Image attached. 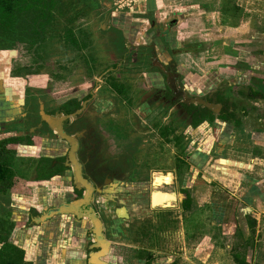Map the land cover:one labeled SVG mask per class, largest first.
<instances>
[{"label": "crops", "instance_id": "1", "mask_svg": "<svg viewBox=\"0 0 264 264\" xmlns=\"http://www.w3.org/2000/svg\"><path fill=\"white\" fill-rule=\"evenodd\" d=\"M103 6L101 29L107 28L108 40L115 37L121 50L146 55L141 80L152 87L166 81L174 100L188 104L186 96L188 105L207 107L216 118L183 127L186 145L180 138L173 144L184 156L176 167L186 169L171 171L174 184L178 193L189 194L191 206L150 211L140 199L112 193L127 189L134 195L139 184L149 192L151 173L149 180L94 188L80 171L88 189L76 179L75 159L73 172L61 179L60 168L46 161L55 155L42 139L45 132L31 129L16 141L29 128L28 106L8 75L0 80V153L13 150L8 165L14 177L27 176L33 185L4 203L15 225L11 239L23 249L25 264H264V0H110ZM217 90L235 105L237 124L234 118L217 119L223 104L207 101ZM47 117L42 116L56 130ZM72 185L85 190L83 198L71 196ZM88 190L91 199L81 201ZM12 198L24 199V205H14ZM74 201L80 217L56 213ZM91 209L99 229L87 216ZM156 216H169L176 229L165 225L137 234L144 222H158ZM241 251L247 252L243 258Z\"/></svg>", "mask_w": 264, "mask_h": 264}, {"label": "rangeland", "instance_id": "2", "mask_svg": "<svg viewBox=\"0 0 264 264\" xmlns=\"http://www.w3.org/2000/svg\"><path fill=\"white\" fill-rule=\"evenodd\" d=\"M104 8L102 4H99L98 8L93 10H74L71 7L72 10L68 14L72 17V23L68 25L64 23L61 27H57L56 25L49 26L43 41L30 45L28 41L14 40L12 43L13 47L9 48H4L0 45V80L10 75L7 82L11 83V81H13L17 86H15L16 89L19 90L21 94L30 96V106L32 105L31 107L32 109L34 108V111L39 107V103L48 105L50 102H56L62 95L69 93L70 88L80 84L84 79H89L91 75H93L94 78L103 75L104 80L116 79L119 82L125 81L127 83L129 80H140L139 75L141 72L138 70L145 69L146 66L144 64H148V59L145 60L144 58L146 63L141 62L142 66L139 67V60H141L140 57L138 58L139 52H135L137 56L131 58L133 50L132 52L128 51V53L127 50H121L119 45L116 46L115 42L118 43V41L115 37L108 40V36L110 35L107 28L101 29V26H105L106 20V10H104ZM125 25L127 28L130 27L129 22L125 23ZM66 29L72 30V38L74 39L68 36L69 33H66ZM127 30L130 32L129 29ZM113 36L114 35H112V37ZM260 58L264 59V56H260ZM261 62H264V60H261ZM115 65L118 67H116V72L106 71V73L103 74L105 69ZM151 90L149 92H151ZM140 92L142 91H139V94ZM152 93H154V91ZM234 93L236 94V92ZM148 95H150V93ZM52 106L53 104L50 103V108H53ZM46 107L48 108V106ZM158 110H160V112L156 118L148 119L149 127L139 126L135 122L130 127L134 130L132 135H125L124 139L120 137L121 143L120 141L119 143L116 142L121 153H124V151L127 150L126 148H129L128 146L132 141L135 140L139 143L138 149H135L134 163L133 167H131L133 170L131 173L133 181H137L135 179L140 178L149 180L150 173L152 178L153 173L157 172L165 174L175 170V172L182 174L186 170L184 167L180 169L176 167L179 165V156L182 158H184V156L182 152L179 153L178 150L173 149L174 140L172 139L173 137L180 138L181 146H185L187 143L183 135V127L186 128V123H183L185 112L181 105L173 108H168L164 105L162 109L158 108ZM129 111H125L122 116L127 117L128 114H130ZM122 116L116 118L119 125H123ZM125 121L127 122V120ZM142 121L144 125L146 120L142 118ZM161 121L162 126H164L162 127V134L159 128L157 129L156 126H154L161 123ZM126 131H128V129L123 132ZM173 132L177 133L173 135ZM161 135L163 140L160 138ZM126 143L128 145H126ZM108 150L109 148L106 150L107 153H105V155L103 154L105 158L110 157L111 160L121 156L118 155L119 150L115 151L116 154L113 155V157L109 156ZM113 152L114 151H112V153ZM13 154V150H4L1 154L0 161L4 160L11 164V157ZM39 176L44 177L42 170L39 172ZM25 177L19 178V175H17L14 177V183L4 184V188L2 187L3 185H0L1 220L11 219L8 213L9 211H7L6 208L7 204L4 203L9 201V196L11 194H20L21 192L19 190L25 186L28 187V184L33 185L32 182H29V178ZM134 192L137 193L138 190H134ZM1 195L6 197L1 199ZM137 196H139V193ZM12 199L14 205H24L22 204L24 199ZM156 219H159V221L149 220L148 223L144 222V225H139L136 228L137 234L140 232L141 235L144 236L146 232V235H148V232L152 229L162 231L165 225L167 229L171 230L177 227L173 226L174 222L171 221L169 216L166 220L158 216L155 217V220ZM2 229L3 228H1L0 234L4 235L5 229ZM13 231H15V225ZM13 231L10 237L11 241H13L11 239L12 234L15 233ZM242 252L243 251L240 252V255H242L241 257L243 258L247 255V252ZM40 256L41 255L38 254L39 258Z\"/></svg>", "mask_w": 264, "mask_h": 264}, {"label": "flooded vegetation", "instance_id": "3", "mask_svg": "<svg viewBox=\"0 0 264 264\" xmlns=\"http://www.w3.org/2000/svg\"><path fill=\"white\" fill-rule=\"evenodd\" d=\"M135 52H139L138 58H141V60H139V67H141V62H143L144 58L146 60L147 57L143 54V52ZM135 56H137V54L132 52L131 58H134ZM116 67L117 65L105 69L103 74L106 73V71L116 72ZM143 70L144 68L138 70L141 72L139 75L140 77L144 73ZM92 77L93 75L89 76V79H84L80 84L70 88V92L68 91L69 93L62 95L56 102H50L53 104V108H50V103H48V105L39 103L40 108L38 107L37 110L34 111V108L32 109L31 107L32 105L30 106V96L26 95L28 115L25 120L29 122V128H26L25 134L19 136L16 141L18 142L24 136L28 137L31 129L35 134L45 132V136H42V139L46 140L45 142L47 145L52 146L53 153L55 155L52 160H46L50 162L49 166H52L53 168L55 167L56 170L60 168L59 175L63 180L67 177L68 173H72V160L69 158V152L72 144L66 139L60 138L57 131L53 128V125H50L47 121L43 120L42 116L44 114L45 116L52 118V121L56 126L59 125L62 133L74 140L77 147L75 151V159L81 165L83 178H86L88 181L92 179L93 182L91 183L94 188L98 187L97 184L101 187L109 185L110 183H113V185L117 184L118 186L121 184L127 185L123 183L124 181L126 183L132 181L131 173L133 170L131 167H133L134 152L135 149H138L139 143L135 140L132 141L128 146L129 148H126L127 150L124 151V153L120 152L117 143H119V141L121 143V139H124L125 135H132L134 130L130 127L133 123L136 122L139 126L149 127L148 119H154L159 115L160 110H158V108L162 109L164 105L168 108H173L177 106L179 107V105L183 104L174 100L170 89L166 86V81L161 82L162 86L155 85L152 87L148 85L147 81L145 82V80L143 81L141 79H136L134 81L129 80L127 83L125 81L119 82L116 79L104 80L103 75H99L98 78ZM150 90L151 92H149ZM139 91H142L143 93L140 92L139 94ZM153 91L154 93H152ZM149 93L150 95H148ZM40 104L43 105V109H41L42 105ZM211 104H216V102ZM184 105L190 106L192 104ZM46 106H48V108ZM125 111L130 112L127 117L122 116ZM120 116L123 117V125H119L116 121V118ZM142 118L146 120L144 125ZM183 119V123H186L185 127L191 126L189 125V121H187L186 117H183ZM125 120H127V122ZM154 126H156L157 129L159 128L162 134V127H164L162 126V121L161 123H158V125ZM126 129H128V131L123 132ZM176 133L177 132H173V135ZM160 138L162 139V135ZM172 139L175 143L178 138L173 137ZM16 141L13 142L16 143ZM126 145L128 144L126 143ZM106 147L109 148V156L113 157V155L116 154L115 151L117 150H119L118 155L121 156L111 160L110 157L105 158L103 154L105 155V153H107L106 150L108 148ZM112 151L114 152L112 153ZM51 176H49V178H51ZM89 177L91 179H89ZM135 180L140 181L144 179L140 178ZM148 186L151 187V181ZM134 190H138V192L134 195L131 194V192H127V189H117L116 191L112 190V193L118 195L120 194L121 197L125 196L124 198L127 199L128 197L129 199L137 198L140 199L142 203L145 200L144 195L147 194L148 196L150 193V190L148 192V187L146 185L142 186L141 184H139V186L136 185ZM84 191V189L76 188V185H72V192L70 193L75 199H81L83 198ZM138 193L139 196H137ZM180 193L183 194L181 189ZM93 194L97 195V192L94 191ZM183 195L185 200L186 195ZM183 201L178 202V207L175 209L181 208L183 211H186L182 208ZM93 202L95 201L93 200ZM31 214L35 217L37 212H31ZM39 218L41 217L39 216Z\"/></svg>", "mask_w": 264, "mask_h": 264}, {"label": "trees", "instance_id": "4", "mask_svg": "<svg viewBox=\"0 0 264 264\" xmlns=\"http://www.w3.org/2000/svg\"><path fill=\"white\" fill-rule=\"evenodd\" d=\"M108 1L110 0H0V45L4 48L13 47L14 40L28 41L30 45L41 42L49 26L61 27L64 23L66 25L72 23V17L68 14L72 9L93 10L97 9L99 4L103 5ZM66 33L72 38V30L66 29ZM220 95V90H217L207 97L209 103L223 104L217 119L229 123L234 118V123L237 124L234 117L235 105L231 108L230 102L224 101ZM181 106L192 127L205 121L213 123L216 119L207 107L184 104ZM4 150L7 151L6 148H2L0 156ZM12 183H14V174L8 163L1 160L0 185L4 188V184ZM182 192L186 195L182 208L187 210L191 205V198L186 191ZM1 228L5 229V234H0V264H25L24 251L16 242L10 240L14 228L13 222L9 219H0V231Z\"/></svg>", "mask_w": 264, "mask_h": 264}, {"label": "water", "instance_id": "5", "mask_svg": "<svg viewBox=\"0 0 264 264\" xmlns=\"http://www.w3.org/2000/svg\"><path fill=\"white\" fill-rule=\"evenodd\" d=\"M178 94V93H176ZM183 99L186 103H192V101L186 99V96H183ZM201 103L203 105H205L201 100H197L196 104ZM47 117V116H46ZM49 118V117H47ZM59 136L61 138L66 139L67 141H69L72 144V147L70 149L69 152V158L75 162V151H76V143H74V140H72V138L67 137L64 133L61 132V129L59 127V125L56 128ZM80 166L79 164L76 162L75 164V176L76 179L79 183H83L85 185L86 188L91 189L89 187V185H86V183L83 181V179L81 178V174H80ZM161 178L163 180H161V182H158L157 180ZM91 191V190H90ZM90 191L88 190L85 198L81 201H86L91 199L90 198ZM145 196V206L148 205L150 211H156V210H172L178 207V202H182L184 200V195L181 193H178L175 186H174V179H173V173L171 172H167V173H153L152 175V179H151V189H150V193L147 196L146 199V194ZM78 202L74 201L70 203V207L68 209H62V210H58V212H56L57 214L61 213V212H72L75 214V216L80 217L81 215L78 214L75 211V207L77 206ZM87 216L92 219V221H94V224L96 226V228L99 229L100 227V223L97 221V215L95 216L93 213V210H89ZM120 217H126L124 212L119 213ZM46 217H41V220ZM88 263L90 264L91 261L89 260Z\"/></svg>", "mask_w": 264, "mask_h": 264}, {"label": "bare ground", "instance_id": "6", "mask_svg": "<svg viewBox=\"0 0 264 264\" xmlns=\"http://www.w3.org/2000/svg\"><path fill=\"white\" fill-rule=\"evenodd\" d=\"M161 180H163V179L159 178L157 181H158V182H161Z\"/></svg>", "mask_w": 264, "mask_h": 264}]
</instances>
